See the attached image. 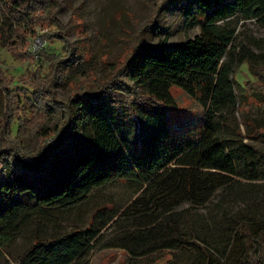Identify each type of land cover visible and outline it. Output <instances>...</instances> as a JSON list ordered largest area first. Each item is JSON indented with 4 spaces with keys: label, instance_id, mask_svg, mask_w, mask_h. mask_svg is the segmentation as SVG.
Masks as SVG:
<instances>
[{
    "label": "rangeland",
    "instance_id": "1",
    "mask_svg": "<svg viewBox=\"0 0 264 264\" xmlns=\"http://www.w3.org/2000/svg\"><path fill=\"white\" fill-rule=\"evenodd\" d=\"M15 1L0 0V124L5 123L1 86L10 88L18 104L6 142L30 155L68 124L70 145L51 163L55 174L59 169L61 181L79 176L82 163L97 159L87 149L92 146L106 157L123 151L131 171L127 176L120 170L105 174L93 184L74 188L76 197L67 204L63 197L64 201L45 206L38 197L47 189L48 177L39 186L30 171L13 166L9 155L0 165V264H17L36 244H52L84 231L90 232V238H81L76 247H82L75 248L79 253L69 264H264V178L235 176L217 188L208 202L180 200L171 208L154 188L147 187L148 182H140L136 172L138 158L144 168L151 162L154 150L149 145L154 139L157 147H164L205 136L204 143L213 145L218 138L225 139L221 133L234 138L237 146L241 135L244 145L252 148V153L246 150V157L236 156L245 158L243 166L250 172L253 166L264 167V15L256 17L264 1L254 0L250 10H244L242 0H55L56 20L48 10L32 11L36 12L35 33L15 10ZM219 1L220 5L228 2L220 14L216 6L204 9ZM204 18L206 23L245 22L237 33L241 45L237 48L246 53L247 46L255 52H251L252 62L232 66L231 78L239 100L243 98L233 110L242 115L237 121L231 105L216 112L213 97L206 94L191 96L173 86V105L155 104L134 81L136 57L197 38ZM51 31L61 33L73 50L72 60L61 64L54 83L47 82L51 65L41 63L39 54L45 48L61 52L62 42L47 37ZM209 108L218 113L216 118L208 116ZM206 119H215L209 122L211 127ZM160 134L165 138L157 139ZM106 161L102 158L98 165ZM140 195L149 211L139 222L159 225L170 219L171 236L184 247L160 236L158 245L165 248L140 259H131L115 247L118 233L129 225L118 218ZM67 253L61 247L59 256L46 254V258L50 264L55 258L65 264Z\"/></svg>",
    "mask_w": 264,
    "mask_h": 264
},
{
    "label": "trees",
    "instance_id": "2",
    "mask_svg": "<svg viewBox=\"0 0 264 264\" xmlns=\"http://www.w3.org/2000/svg\"><path fill=\"white\" fill-rule=\"evenodd\" d=\"M242 1L245 4L244 10H250L254 3V0ZM236 3L233 2L232 4ZM227 4L228 2L220 5L219 1L211 3L210 7L204 5V9L210 10L213 6H216V12L220 14ZM57 5L58 3L55 0H16L14 3L19 16L28 20L30 33L36 32L33 17L36 12L32 13V11L35 8L42 9L43 12L48 10L51 18L56 20L57 11L54 7ZM260 5L263 8V4ZM262 15H264V8L257 13L256 17ZM219 17L221 18L222 15ZM203 21L202 31L197 38L195 37L173 48L160 46L157 50L150 49L147 56L139 55L136 57L134 81L140 89L153 98L155 104L173 105V99L170 95V89L173 86L186 90L191 96L202 94L204 97L206 94L209 98L213 97L211 104L216 112H221L222 108L228 105H231L232 112L240 104V100H243L242 97L239 100L235 81L231 78V74L234 71L233 63L235 65L239 61L241 64L245 60L249 61L248 59L251 62L255 60L251 54V52L254 54L255 52L249 51V47L244 46L246 53L245 49H242L243 47L239 50L237 48L241 46L237 42V33L242 26H246L245 22L242 25H233L229 19L225 20L223 24L215 20L214 23L209 21L206 23V18ZM47 37L50 41L58 40L62 42L61 52H54L49 48L39 51L40 62L51 65L45 78L48 83H54L60 76L61 64L72 60L73 50L70 42L58 31H51ZM249 44L252 49L253 42H249ZM258 74L262 73L258 72ZM1 89L5 96V113L3 116L5 123L0 124V165L4 164L8 156L11 155L13 166L18 170L30 171L32 178L39 183V186H41V179L48 177L47 189L41 195L38 194L40 195L38 198L42 202L39 201L41 204L54 206L61 202L63 197L66 198L65 203L67 204L68 200H73L76 197V195H72V190L76 187L83 186L85 183L93 184L96 178H101V176L117 170L122 171L126 176L130 174L131 166L127 157L121 153L123 151H119L120 153L117 155H115V152L111 157H108V155L106 157L104 151L100 152L92 146L87 149H89L90 155L97 159L90 164L82 163V170H80L82 173H79V176H68L64 181H61L59 179V169L55 174L51 163L58 161L62 157L63 151L70 145L71 136L67 130L68 124L59 129L51 140H47L38 152H33L30 155L21 153L17 146L6 142V138L9 132L13 130L15 123L14 115H16L18 105L15 99L16 95H12L13 92L5 85L1 86ZM211 110L213 109L211 108ZM101 112L103 113V109H101ZM208 112V116L217 117L218 113L210 111V108ZM233 112L236 113V111ZM235 113L234 119L236 121L242 119L240 112ZM239 115L241 116L239 117ZM214 120L206 119V124L211 127L212 125L209 122ZM238 127L241 129L242 126L238 124ZM161 134L157 139H164L167 132L164 131L163 133L165 137ZM221 134L225 139L218 138L216 142H213V145L204 143L203 138L205 136L197 140L184 139L182 142L174 139L177 142L166 143L164 147H157L158 142L154 139L149 145V149L154 150L152 151L151 162L144 168L142 166L143 159L138 158L139 160H137V178L140 182H148L147 187L154 188L155 195L164 198V201H161L164 202L163 204H172L171 208H174L180 200L193 203L208 202L217 188L228 185L235 176L247 179L264 178V167L253 166L252 172H250L249 167L243 166L245 158L238 159L236 157L237 155L246 157V150L252 153V148H247L244 145L243 136L240 135L242 141L240 146H237L234 138L231 136L228 138L227 135ZM237 149L240 152H237ZM95 152L99 155H96ZM102 158L107 161L100 166L98 162L102 161ZM76 165L79 166V162ZM15 175L21 177L24 174L15 173ZM77 178L80 179L77 180ZM29 188L32 187L29 186L26 189ZM146 193V190H144L142 193L143 198L146 197ZM142 195L137 197L120 214L118 219L126 221L129 225L118 233L115 247L126 251L131 259L147 258L158 250L165 248L158 245V242L161 241L160 236L166 240H174L172 241L173 244H177L180 248L184 247L183 243H178V237L172 238L171 226H169L171 224L170 219L159 225L155 223L142 225L139 222L141 216L149 211L145 208ZM89 234V231H84L74 233L67 236V239L58 240L52 244H36L33 249L28 250L19 259L17 264H50L47 261L46 254H53L54 257H57L60 255L61 247H64V250L68 252L64 262L69 264L79 253L75 248L82 247H76V245L79 242L82 243L81 238L84 235L90 238ZM204 242L206 243L205 240ZM261 257L264 258V247L261 248ZM54 261V264H61L57 258ZM240 264L242 263L240 262Z\"/></svg>",
    "mask_w": 264,
    "mask_h": 264
},
{
    "label": "built area",
    "instance_id": "3",
    "mask_svg": "<svg viewBox=\"0 0 264 264\" xmlns=\"http://www.w3.org/2000/svg\"><path fill=\"white\" fill-rule=\"evenodd\" d=\"M37 56V55H36Z\"/></svg>",
    "mask_w": 264,
    "mask_h": 264
}]
</instances>
